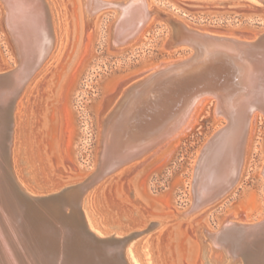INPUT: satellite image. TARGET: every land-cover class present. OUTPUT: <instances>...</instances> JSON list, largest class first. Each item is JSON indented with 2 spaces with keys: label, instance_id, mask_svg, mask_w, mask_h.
Here are the masks:
<instances>
[{
  "label": "rangeland",
  "instance_id": "374dc122",
  "mask_svg": "<svg viewBox=\"0 0 264 264\" xmlns=\"http://www.w3.org/2000/svg\"><path fill=\"white\" fill-rule=\"evenodd\" d=\"M147 1L152 11L198 31L241 39L264 31V5L259 0ZM45 2L50 10L53 50L20 91L11 114L14 124L17 113L20 121H24L23 116L30 119L31 125L26 127L34 144L31 149L41 154L45 182L31 180L35 174H29L31 168L22 163L24 145L17 144L19 158L11 156L12 167L20 185L28 193L40 195L47 190L39 184L55 192L80 183L95 170L99 112L105 98L115 97V102L125 89L154 70L191 53L186 45H168L170 24L157 14L134 37L116 43L112 31L116 8L101 5L88 14L86 23L81 0ZM4 13L0 1V72L17 65ZM208 99L190 127L182 133L178 130L177 135L101 180L82 201L89 230L101 238H125L143 231L147 222L158 223L129 240L130 254L124 248L128 264H201L194 227L202 225L215 232L227 222L252 224L264 217V116L260 112L252 116L236 182L204 207L185 218L177 217L192 205L194 168L200 151L227 124L217 115L215 100ZM127 209L134 210L133 215H125ZM219 254L211 249L207 257L218 258Z\"/></svg>",
  "mask_w": 264,
  "mask_h": 264
},
{
  "label": "bare ground",
  "instance_id": "6f19581e",
  "mask_svg": "<svg viewBox=\"0 0 264 264\" xmlns=\"http://www.w3.org/2000/svg\"><path fill=\"white\" fill-rule=\"evenodd\" d=\"M0 1L5 11V29L17 55L16 67L0 72V144L3 143L7 130L11 142L9 159L7 162L3 160L2 167L0 163V264H115L114 260L118 259L108 255L110 252L117 254L123 247V252L126 248L130 254L129 240L149 232L158 223L147 222L141 232L121 239L114 238L119 247L112 245L114 249L111 251L105 249L108 242L99 241L101 237L89 230L82 212L81 204L87 199L88 193L85 194V191L89 188L88 185L94 181L101 182L168 140L178 130L182 133L192 125L204 103H209V97L215 100L216 113L223 116L227 124L215 132L198 156L192 186V207L181 216L185 218L209 204L236 182L244 163L252 116L255 112L264 116V45H260V39L254 42L258 34L250 39L219 36L198 31L164 15V20L172 29L170 43L174 46L186 45L191 53L183 60L166 63L154 70L125 89L115 102V97L104 99L99 112L97 165L89 174V183L62 187L65 191L60 198H55L59 190L48 192L46 183L45 188L42 184L38 187L47 190V193H28L20 185L19 177L12 167L11 156H17V160L19 158V153L15 152L17 144L24 145L21 151L24 155L22 163L31 168L29 174H35L31 178L33 182H45L44 162L41 154L33 151L30 119L23 116L24 121H20L17 113L16 123H11L7 108L11 99L22 90L32 74L51 54L54 43L52 23L45 0ZM81 2L86 23L88 18L85 13L88 16L101 5L116 8L119 13L112 26L116 43L134 37L151 16L157 14L149 7L147 0ZM159 83L161 86H158ZM170 85L173 92L183 87L189 93L185 97L180 92L177 97L187 99L175 103L171 110L180 103L182 106L173 115L169 113V117L160 114L156 118H161L157 126L153 127L156 123L154 120L142 131L138 130L134 134L137 137L133 138L130 134L124 139L125 128L129 125L127 120L134 103L148 91L154 96L162 92L161 87L168 88ZM200 86L203 87L199 89ZM194 90H197L196 93L191 94ZM209 94V97L206 96ZM158 95L166 96L163 93ZM28 123L29 126L26 127ZM22 125L24 127L20 134ZM143 126L146 125H141V128ZM262 175L264 180V168ZM75 200L78 203L73 206ZM133 211L127 209L124 214L131 216ZM263 219L264 217L261 220ZM261 220L252 224L227 222L215 232L205 230L202 225L194 227V236L200 245L198 263L224 264L225 260H229L236 264H264V231L261 223H258ZM251 230L255 232L254 249L243 252L241 248L246 249L249 234L253 232ZM229 239L233 244L229 243ZM211 249L220 252L218 258L212 255L211 258L207 257ZM125 262L127 264V260Z\"/></svg>",
  "mask_w": 264,
  "mask_h": 264
},
{
  "label": "water",
  "instance_id": "95a60500",
  "mask_svg": "<svg viewBox=\"0 0 264 264\" xmlns=\"http://www.w3.org/2000/svg\"><path fill=\"white\" fill-rule=\"evenodd\" d=\"M259 2H261L263 5H264V0H259ZM117 13H119L118 11H117ZM118 15V14H117ZM157 15H159V16H164V15H160L158 12H157ZM85 16L87 17V18H89V16H87V14L85 13ZM168 23V22H167ZM259 36L257 37V39L254 41V42H256V41H258L259 39L261 40L260 41V45H264V31L263 32H261V33H257ZM256 34V35H257ZM172 36V29H171V35H170V38H169V40H168V45L169 46H172V47H174V45H172L171 43H170V40H171V37ZM114 46H118V44H115L114 43ZM162 84V83H161ZM158 86H161L160 85V83H159V85ZM203 86H200L199 87V89L200 88H202ZM150 88V87H149ZM148 88V89H149ZM161 89V90H160ZM159 90L160 91H162V92H159L160 94L161 93H163V94H165L166 96L164 97H162V96H159L158 94L159 93H156L154 96H156V98H154V96L151 94V93H149V91L147 92V94H145V95H143V97L140 99V100H138V102H136V103H134L135 105H133V109L131 108V114H130V117H129V119L127 120L129 123V125L125 128V135L123 136L124 137V139L126 138V137H129L130 136V134H132L131 136L133 137V138H135V137H137V136H135L134 134H136L137 133V131L138 130H140L141 129V131L143 130V128H145V127H147V125H150V123L151 122H153L154 120H156V118L160 115V114H163V115H165L166 114V116H168V114L170 113L171 115H173L181 106H182V104L180 103V105L179 106H176L173 110H171L172 109V106L175 104V103H177V102H179V101H185L187 98H185V97H187V95L189 94L187 91H185L184 90V88L182 87V88H180L179 90L178 89H176L174 92H173V90H171L172 89V85H170L168 88H164V87H161ZM21 91V90H20ZM158 91V90H157ZM196 91L197 90H194V91H191L190 93L191 94H195L196 93ZM181 92V94L183 95V96H185L184 98H178L177 96L179 95V93ZM20 93V92H19ZM19 93L14 97V98H12L11 99V101H10V104H9V106H8V108H7V112H8V118H9V121L11 122V114H12V111H13V109H14V106H15V102H16V100H17V98H18V96H19ZM177 93V94H176ZM209 95H211V94H209ZM147 96V97H146ZM175 97H177V98H175ZM106 99V98H105ZM112 99H114V98H112ZM115 100V99H114ZM174 107V106H173ZM216 111V110H215ZM169 117V116H168ZM161 120V118L160 119H158V120H156V123H154V125H153V127H155V126H157V124H159L158 122ZM141 125H146V126H143L142 128H141ZM225 126H226V124H225ZM148 128H150V127H148ZM223 128V127H222ZM215 134V133H214ZM211 139V138H210ZM209 141V140H208ZM207 141V142H208ZM3 143L2 144H0V147H1V149H0V163H1V167H2V162H3V160H6V162H7V159H9V155H10V141H9V131L7 130V132H6V137H5V135H4V140L2 141ZM207 144V143H206ZM205 144V145H206ZM204 148H205V146L203 147V149L200 151V153L204 150ZM198 159H199V157H198ZM197 159V160H198ZM194 175H195V172H196V167L194 168ZM90 178H91V176L90 175H88L87 177H85L84 179H82L80 182L81 183H79L77 186H79L80 184H83V183H85L86 184V182H88L89 180H90ZM193 181H194V177H193ZM90 182V181H89ZM88 182V183H89ZM96 181H94L92 184H90V185H88L89 186V188L88 189H86V193L85 194H87V193H89L96 185H97V183H95ZM100 182V181H99ZM193 183L194 182H192V186H193ZM64 191L65 190H62V188L61 189H59V193L57 192L56 194H55V198H60V196L62 197V195H64ZM44 194V193H43ZM79 195H81L80 194V192H79ZM128 195L131 197L132 196V193L129 191L128 192ZM83 196H85L84 194H83ZM78 203V201H74V205L73 206H75L76 204ZM192 207V206H191ZM177 217L178 218H183L182 216H181V214H177ZM258 223H261V227L263 228V231H264V219L263 220H261L260 222H258ZM257 223V224H258ZM217 230V229H216ZM29 231H32V229H29ZM251 231H253V232H250V234H249V240H248V242H246L247 244H246V249H242L241 248V250L243 251V252H245V251H252L254 248V244H255V232H254V230H251ZM254 233V234H253ZM90 235V234H89ZM252 235V236H251ZM91 236V235H90ZM251 236V237H250ZM136 237V236H135ZM107 238V239H106ZM109 238V239H108ZM114 238H117V237H105V238H100V240L99 241H102V242H108L107 244H105V249H107V250H109V251H111V249H114L113 248V246H115V247H119V244H118V242L117 241H114L113 239ZM92 239H94V238H92ZM117 239H121V238H117ZM111 240V241H110ZM123 240V239H122ZM97 241V240H96ZM114 242V243H111V242ZM229 241V243H232L233 244V242L229 239L228 240ZM110 242V243H109ZM111 244V245H110ZM117 244V245H116ZM199 244H200V241H199ZM232 244H230V245H232ZM107 245V246H106ZM113 245V246H112ZM230 248H231V246H229ZM242 247V246H241ZM108 255H113V256H116L115 258L116 259H118V260H114L115 261V264H126V260H125V257H124V252H123V247H122V251H118L117 252V254L115 253V252H110ZM240 255V254H239ZM225 263H230V264H236V263H231L229 260H225ZM128 264V263H127Z\"/></svg>",
  "mask_w": 264,
  "mask_h": 264
}]
</instances>
